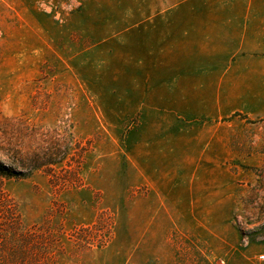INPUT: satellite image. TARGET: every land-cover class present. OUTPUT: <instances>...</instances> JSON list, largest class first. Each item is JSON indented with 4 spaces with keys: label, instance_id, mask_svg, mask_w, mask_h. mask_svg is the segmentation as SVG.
Here are the masks:
<instances>
[{
    "label": "rangeland",
    "instance_id": "1",
    "mask_svg": "<svg viewBox=\"0 0 264 264\" xmlns=\"http://www.w3.org/2000/svg\"><path fill=\"white\" fill-rule=\"evenodd\" d=\"M67 147L3 178L41 264H253L264 0H0V162Z\"/></svg>",
    "mask_w": 264,
    "mask_h": 264
},
{
    "label": "trees",
    "instance_id": "2",
    "mask_svg": "<svg viewBox=\"0 0 264 264\" xmlns=\"http://www.w3.org/2000/svg\"><path fill=\"white\" fill-rule=\"evenodd\" d=\"M64 149L58 158L49 155L43 159L42 155L34 154L30 158L20 160L23 169H27L24 171L14 170L0 162V264H41L42 260L39 257L43 253V248L47 247L41 240L40 229L26 224L22 219L17 203L4 187L3 178H25L28 175L27 171L62 163L76 148ZM47 170L49 175L55 177L52 172L54 168Z\"/></svg>",
    "mask_w": 264,
    "mask_h": 264
},
{
    "label": "built area",
    "instance_id": "3",
    "mask_svg": "<svg viewBox=\"0 0 264 264\" xmlns=\"http://www.w3.org/2000/svg\"><path fill=\"white\" fill-rule=\"evenodd\" d=\"M253 264H264V251L255 256Z\"/></svg>",
    "mask_w": 264,
    "mask_h": 264
}]
</instances>
